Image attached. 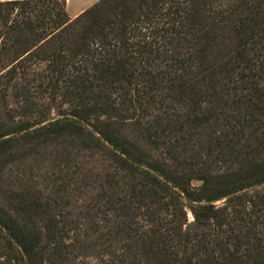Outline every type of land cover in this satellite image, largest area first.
Segmentation results:
<instances>
[{
  "label": "trees",
  "instance_id": "1",
  "mask_svg": "<svg viewBox=\"0 0 264 264\" xmlns=\"http://www.w3.org/2000/svg\"><path fill=\"white\" fill-rule=\"evenodd\" d=\"M0 264H264V0H0Z\"/></svg>",
  "mask_w": 264,
  "mask_h": 264
},
{
  "label": "crops",
  "instance_id": "2",
  "mask_svg": "<svg viewBox=\"0 0 264 264\" xmlns=\"http://www.w3.org/2000/svg\"><path fill=\"white\" fill-rule=\"evenodd\" d=\"M98 0H67V10L72 19L83 13Z\"/></svg>",
  "mask_w": 264,
  "mask_h": 264
}]
</instances>
